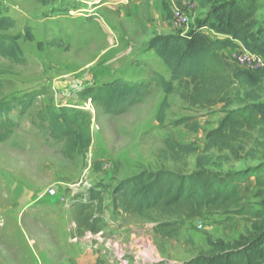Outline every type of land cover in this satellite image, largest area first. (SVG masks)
<instances>
[{"label": "rangeland", "instance_id": "1", "mask_svg": "<svg viewBox=\"0 0 264 264\" xmlns=\"http://www.w3.org/2000/svg\"><path fill=\"white\" fill-rule=\"evenodd\" d=\"M47 1L0 0L1 14L15 21L4 34L30 30L33 37L18 41L17 62L0 57V102L40 93L24 115H10L16 127L0 143V264H184L217 254L218 247L243 245L252 236L249 211L263 208L253 180L244 188L241 213L176 220L151 212L144 218L114 209L112 200L120 181L143 171L226 173L263 160L256 135L228 149L210 147L206 135L223 117L222 106L193 107L184 84L166 96L158 77L167 80L169 71L148 47L154 37L189 34L215 3L229 0H190L194 10L180 30L171 26V10L185 0ZM235 1L251 36L264 38V0ZM257 84L264 103V76ZM125 87L136 89L124 92L108 114L83 97L89 89ZM248 91L234 88L230 97L244 99ZM46 106L89 113L86 151L73 149L69 136L53 140L35 126L33 114ZM183 119L196 130L179 124ZM90 192L100 193L101 202L86 201ZM163 223L174 224L168 236L155 231Z\"/></svg>", "mask_w": 264, "mask_h": 264}, {"label": "trees", "instance_id": "2", "mask_svg": "<svg viewBox=\"0 0 264 264\" xmlns=\"http://www.w3.org/2000/svg\"><path fill=\"white\" fill-rule=\"evenodd\" d=\"M41 3L49 4L47 0ZM165 11L169 16V9ZM247 19L237 1L218 2L189 34L159 36L148 42L150 50L169 71L167 80L158 77L166 96L175 91V85L184 84L189 91L188 102L193 107L222 106L223 117L206 135L210 147L228 149L233 142L252 140L256 135L254 143L263 149V160L243 170L217 173L199 168L188 174L170 170L143 171L120 181L113 189V207L124 214L146 218L151 212H157L165 219L191 220L210 211L239 210L241 213L244 188L253 180L254 186L261 191L263 208L248 213L252 236L243 245L226 250L218 247L217 254L197 256L184 264H264V103L259 102L256 93L257 81L264 76V71L241 69L227 54L240 43L248 51L264 56V38L251 36ZM14 27L15 21L0 12V57L17 62L20 59L18 41L32 42L33 37L30 30L22 36L4 34ZM203 28L225 38H211ZM4 86L0 81V90ZM234 88H248L244 94L246 99L230 97ZM135 89H89L83 97L108 114L119 108L124 92L132 94ZM39 94L29 93L0 102V143L8 141L16 127L10 115H24ZM231 107L234 108L229 109ZM33 122L53 140L69 136L77 151L83 152L90 147V115L86 111L68 106L56 110L46 106L33 114ZM189 122L183 119L179 124L196 130ZM87 200L100 203L101 194L90 192ZM173 226V223H163L155 227V231L168 236L166 230Z\"/></svg>", "mask_w": 264, "mask_h": 264}, {"label": "built area", "instance_id": "3", "mask_svg": "<svg viewBox=\"0 0 264 264\" xmlns=\"http://www.w3.org/2000/svg\"><path fill=\"white\" fill-rule=\"evenodd\" d=\"M194 10V4L190 1L182 7H173L171 10V26L176 30L186 27L189 23L190 13ZM228 56L233 63L241 69L254 72L264 71V56L248 51L243 45L238 43L234 49L228 50ZM49 195H53L54 191H48ZM202 229L201 224L198 225ZM126 264V263H121Z\"/></svg>", "mask_w": 264, "mask_h": 264}, {"label": "crops", "instance_id": "4", "mask_svg": "<svg viewBox=\"0 0 264 264\" xmlns=\"http://www.w3.org/2000/svg\"><path fill=\"white\" fill-rule=\"evenodd\" d=\"M188 1H190V0H185L181 5H179L180 7H182V6H184L185 5V3H187ZM224 37V36H223ZM213 38H216V39H219V38H221V35H217V34H215V37H213ZM227 53H228V51H227ZM168 78H169V76H168Z\"/></svg>", "mask_w": 264, "mask_h": 264}]
</instances>
